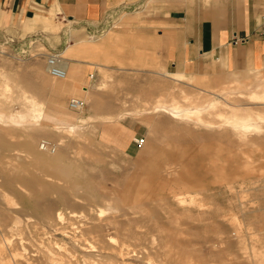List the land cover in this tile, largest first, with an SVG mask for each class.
<instances>
[{
  "label": "rangeland",
  "instance_id": "obj_1",
  "mask_svg": "<svg viewBox=\"0 0 264 264\" xmlns=\"http://www.w3.org/2000/svg\"><path fill=\"white\" fill-rule=\"evenodd\" d=\"M161 15L144 0L98 23L54 14L0 29V264H264V93L223 95L253 72L217 61L175 78ZM79 40L97 45L88 97L47 65ZM41 99L78 124H44Z\"/></svg>",
  "mask_w": 264,
  "mask_h": 264
},
{
  "label": "crops",
  "instance_id": "obj_2",
  "mask_svg": "<svg viewBox=\"0 0 264 264\" xmlns=\"http://www.w3.org/2000/svg\"><path fill=\"white\" fill-rule=\"evenodd\" d=\"M158 4L162 15L157 21L162 24L158 35L165 47V53L175 65V78H180L187 71L192 74L214 72V61L222 65L223 73L229 72H253L244 81L240 77L234 78L233 89L229 84H223V95L236 92L239 95H249L250 92L261 93L264 90V0H154ZM144 0H0V29L12 26H21L22 29L42 17L60 15L74 22L98 23L111 19L110 16L139 6ZM106 19V20H107ZM155 21V20H154ZM128 22V21H127ZM108 36L101 43L104 51ZM97 45L79 40L63 49L60 65L66 69L69 79L63 80V92L88 97L87 85H82L86 80L94 63L86 59L92 56ZM104 53V52H103ZM93 57V56H92ZM104 67L103 63L99 64ZM108 69H113L107 65ZM218 67V66H217ZM50 73V72H49ZM95 76V73H92ZM52 75V74H51ZM178 75V76H177ZM53 76V75H52ZM55 77V76H54ZM90 79L91 74H89ZM57 78V77H55ZM63 79V78H59ZM57 81H47L48 85L55 86ZM46 86V87H47ZM254 86L249 91L243 88ZM245 93H244V92ZM215 94L216 91H204ZM241 95V97H242ZM94 99L93 107L102 114L112 116L111 106L97 108ZM42 103L41 120L44 124L49 121L59 125H76L75 115L71 113L52 114L47 108L46 102ZM264 103V100H256ZM167 104L157 105V109L183 108ZM106 112V113H103ZM172 112V111H171ZM176 113V111L174 110ZM176 115V114H175ZM104 118V115H89ZM23 118V116H21ZM86 118V119H87ZM134 131L133 127L123 124Z\"/></svg>",
  "mask_w": 264,
  "mask_h": 264
},
{
  "label": "built area",
  "instance_id": "obj_3",
  "mask_svg": "<svg viewBox=\"0 0 264 264\" xmlns=\"http://www.w3.org/2000/svg\"><path fill=\"white\" fill-rule=\"evenodd\" d=\"M61 56L59 54H48L47 55V65L48 71L57 78H64L66 75V69L60 65ZM93 78L94 75L91 74ZM69 105L74 110H82L85 106V101L82 98L74 97L71 98ZM137 146H143L146 143L145 136H137L134 139ZM40 148L43 150L55 151L56 148L52 144L43 141L40 144Z\"/></svg>",
  "mask_w": 264,
  "mask_h": 264
},
{
  "label": "bare ground",
  "instance_id": "obj_4",
  "mask_svg": "<svg viewBox=\"0 0 264 264\" xmlns=\"http://www.w3.org/2000/svg\"><path fill=\"white\" fill-rule=\"evenodd\" d=\"M50 74H51V73H50ZM65 76H66V75H65ZM263 89H264V88H263ZM262 92L264 93V90H263ZM260 94H261V93H260ZM260 94H259V95H260ZM263 95H264V94H263ZM257 96H258V95H257ZM260 96H261V95H260ZM83 100H84V99H83ZM161 105H162V104H161ZM158 106H159V105H158ZM166 107H167V106H166ZM1 115H2V117H3V116H6V115H5L3 112H0V117H1ZM197 118H198V116H197ZM16 119H17V118H16ZM20 119H21V118H20ZM243 123H244V122H243ZM248 127H249V126H248ZM40 149H41V148H40ZM41 150H42V149H41ZM43 150H44V149H43ZM44 151L55 152L56 150H55V151H51V150H44ZM0 172H1V171H0Z\"/></svg>",
  "mask_w": 264,
  "mask_h": 264
}]
</instances>
